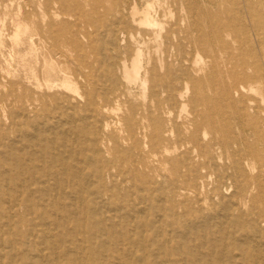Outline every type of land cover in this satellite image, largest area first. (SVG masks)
Masks as SVG:
<instances>
[{"label":"bare ground","instance_id":"6f19581e","mask_svg":"<svg viewBox=\"0 0 264 264\" xmlns=\"http://www.w3.org/2000/svg\"><path fill=\"white\" fill-rule=\"evenodd\" d=\"M111 1L118 8L123 0ZM222 1L235 13L206 44L214 67L204 78L209 85L185 117L157 119L152 130L144 117L126 118L128 125L137 122L152 150L144 151L141 140L124 152L117 142L116 152L130 161L120 181L109 172L104 139L89 137L69 114L83 99L80 79L89 84L91 78L66 70L62 85L37 82L19 95L18 138L0 132V264L9 257L15 264H264V98L250 96L264 95V0ZM125 10L123 41L137 54L130 65L116 61L112 80L137 82L145 71L139 45L157 38L163 26L150 1ZM59 86L69 94L42 93ZM125 96L104 108H129ZM47 99L64 101L65 108L51 113ZM157 154L172 172L168 185L143 171ZM199 162L207 173H199ZM182 186L202 192L214 186L203 201L222 216L185 204Z\"/></svg>","mask_w":264,"mask_h":264},{"label":"rangeland","instance_id":"374dc122","mask_svg":"<svg viewBox=\"0 0 264 264\" xmlns=\"http://www.w3.org/2000/svg\"><path fill=\"white\" fill-rule=\"evenodd\" d=\"M147 1L152 3L159 14L158 21L163 26L162 32L157 38L148 37L146 44L143 42L139 45L145 71L138 81L129 82L123 78L114 81L112 77L117 72L114 68L116 61L130 65L137 54L135 46L129 48L123 41L127 37L125 9L131 8L134 3L143 7ZM122 2L115 8L111 0H0V132L7 133L10 140L18 138L20 128L16 123L24 116L17 109V98L25 90H35L39 83L44 85L47 81L62 85L61 72L66 70L73 75L78 73L88 76L91 78L89 84L84 78L79 81L83 83L79 86L83 98L79 101L81 106L77 102L78 108L69 114L78 125L81 124L89 137L95 134L104 139L103 148L108 150L105 158L112 163L109 172L118 181L122 179L120 175L126 172L130 161L122 159L116 152L117 142L121 144L124 152L141 140L144 141V151L151 153L152 150L148 146L149 138L138 130L137 122L132 120L128 125L126 118L144 117L143 121L148 130H152L157 119L187 116L194 107L193 100L202 94V88L209 85V79L204 78L214 72L206 44L211 41L214 31L220 28L228 16L235 13L227 12L228 4L224 5L222 0H216L213 5L209 0ZM139 40L142 41L143 38L140 37ZM72 43H75L77 49L70 46ZM98 59L102 61L99 62ZM109 66L114 69L113 73L106 72ZM158 71L162 75L160 78ZM150 77L154 78V81ZM197 87L201 89L196 90ZM213 89L216 92L218 87L214 86L211 90ZM91 92L93 94L89 97L88 93ZM42 93L56 94L59 97L61 94H69L62 86ZM123 93L126 94L124 99L129 108H104L106 101L108 105L115 100L114 97ZM180 95H184V98ZM250 96L258 102L264 98L263 94ZM182 103H185V106ZM65 105L64 101L46 100V106L51 113L55 108H65ZM262 105L264 109V104ZM160 106L164 107L163 111H160ZM86 110L87 113L84 112ZM160 155L162 154L152 155L150 170L148 168L143 171L154 178L157 185L162 186L170 184L173 175L170 167L161 161ZM166 155L174 156L175 153ZM196 165L200 174L207 173L206 169L200 168L203 167L200 162ZM185 174L189 179L195 178ZM253 176L254 173H251V177ZM208 188L202 192L182 186L178 191L187 196L189 200L184 199V202L188 206H204L208 212H214L215 215V212H218L217 216L220 217L221 209L212 210L210 203L203 201L212 196L214 186ZM227 197L234 201L233 204L238 203L232 193H228ZM2 259L5 264H15L17 261L11 257Z\"/></svg>","mask_w":264,"mask_h":264}]
</instances>
